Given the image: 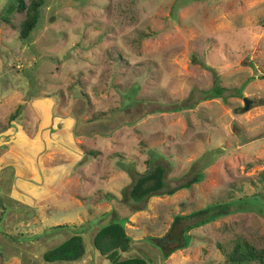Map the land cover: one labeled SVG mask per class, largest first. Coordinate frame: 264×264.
<instances>
[{
    "label": "rangeland",
    "instance_id": "rangeland-1",
    "mask_svg": "<svg viewBox=\"0 0 264 264\" xmlns=\"http://www.w3.org/2000/svg\"><path fill=\"white\" fill-rule=\"evenodd\" d=\"M14 5L0 0V264H110L93 238L113 220L120 261L264 250V0H46L27 40ZM216 78L224 98L203 99ZM154 163L188 186L131 212L124 192ZM75 235L81 259L48 257Z\"/></svg>",
    "mask_w": 264,
    "mask_h": 264
},
{
    "label": "trees",
    "instance_id": "trees-1",
    "mask_svg": "<svg viewBox=\"0 0 264 264\" xmlns=\"http://www.w3.org/2000/svg\"><path fill=\"white\" fill-rule=\"evenodd\" d=\"M46 0H29L24 4L21 0H15L13 10L24 12V18L18 25V38L27 40L31 32L36 28L40 19L41 9ZM8 22V21H6ZM225 88L221 87L216 78L213 86L207 92H204L203 99L224 98ZM19 114L15 111L13 119ZM33 156L32 152H25ZM34 157V156H33ZM196 170L193 171L194 179L191 182L199 181L202 170L208 166L206 158H201L193 164ZM167 169L162 163L150 164L147 171L138 174L132 185L124 192L123 202L128 206L129 211L136 212L141 209V205L150 197L169 194L174 190L188 186V184H179L175 188H170L166 181ZM264 183V171L260 173ZM12 180V179H11ZM223 215V214H222ZM222 215H215L219 218ZM61 228L63 226H57ZM130 239L124 232L121 222L113 220L111 223L101 226L93 238V247L102 257L110 261V264H146L142 259H132L126 261L118 260L119 255L127 252L130 246ZM84 254L82 238L75 235L70 237L60 248L48 253L49 258H58L65 261H76L81 259ZM224 264H264V250H257L247 241H235L231 248L226 252Z\"/></svg>",
    "mask_w": 264,
    "mask_h": 264
},
{
    "label": "water",
    "instance_id": "water-1",
    "mask_svg": "<svg viewBox=\"0 0 264 264\" xmlns=\"http://www.w3.org/2000/svg\"><path fill=\"white\" fill-rule=\"evenodd\" d=\"M243 101H244V108H243V110H247L248 104H249V100L246 99V98H243Z\"/></svg>",
    "mask_w": 264,
    "mask_h": 264
},
{
    "label": "crops",
    "instance_id": "crops-1",
    "mask_svg": "<svg viewBox=\"0 0 264 264\" xmlns=\"http://www.w3.org/2000/svg\"><path fill=\"white\" fill-rule=\"evenodd\" d=\"M10 177H12V176H10Z\"/></svg>",
    "mask_w": 264,
    "mask_h": 264
}]
</instances>
